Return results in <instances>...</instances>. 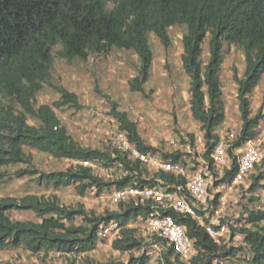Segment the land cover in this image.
Returning <instances> with one entry per match:
<instances>
[{
  "label": "trees",
  "instance_id": "trees-1",
  "mask_svg": "<svg viewBox=\"0 0 264 264\" xmlns=\"http://www.w3.org/2000/svg\"><path fill=\"white\" fill-rule=\"evenodd\" d=\"M176 25L187 27L182 40V64L191 80V114L201 124L207 141L206 159L210 160L220 140L216 130L226 120L221 82L226 43L241 47L246 58L242 78L233 69L242 120L235 146L256 140L264 115L262 109L253 115L251 95L264 76V0H0V185L13 177L7 167L23 165L24 168L14 173L16 178L35 177L40 186L54 190L75 187L80 197L89 191L101 195L105 190L124 189L134 181L140 187L152 186L154 179H142L149 173L138 162L118 151L82 147L68 133L56 110L65 107L81 110L83 106L76 94L50 83L53 49L60 46L58 56L68 62L86 61L91 54H105L113 49L132 51L139 57L140 67L130 81V89L147 95L145 86L153 66L149 37L155 35L168 48L172 43L169 30ZM207 39L209 57L203 62ZM45 86L61 96L53 105H37V95ZM102 96L109 101L119 130L126 132L141 152L156 154L155 149L144 143L136 123L119 111L109 96ZM29 118L37 120L38 125H31ZM27 149L57 160L94 161L101 167L118 163L128 174L106 181L82 165L43 172L34 166ZM165 157L180 161L183 154L177 152ZM236 171L234 162L227 176L232 178ZM263 174L255 177L257 183L250 192L258 190ZM157 177L169 185L185 183L184 179L169 174L161 173L154 178ZM13 211L32 212L41 221H14L8 216ZM151 212V202L124 203L118 210L95 216L89 215L83 206L72 208L62 204L56 195L2 197L0 252L11 248L33 254L51 251L87 254L98 245L99 228L116 222L122 229L120 237L112 241V248L120 253H132L143 249L144 239L138 236V229ZM247 213L244 220L250 226L238 229L244 247L228 250L225 245L215 243L192 217L172 210L165 214L184 226L195 240L198 254L190 264H213V259L221 253L229 258L238 257V264H264V211ZM78 217L83 219V224H76ZM245 248L249 254L243 253ZM149 259L146 253L132 256L128 264H148ZM162 262L184 264L173 247L163 253Z\"/></svg>",
  "mask_w": 264,
  "mask_h": 264
},
{
  "label": "rangeland",
  "instance_id": "rangeland-1",
  "mask_svg": "<svg viewBox=\"0 0 264 264\" xmlns=\"http://www.w3.org/2000/svg\"><path fill=\"white\" fill-rule=\"evenodd\" d=\"M186 32V26L172 27L169 30L172 43L168 48L164 47L155 35H150L153 66L150 80L145 86L147 95L130 89V81L137 75L140 67L139 57L134 52L113 49L105 54H91L86 61L68 62L58 56L61 47H55L50 83L54 86H62L76 94L83 106L81 110L70 107L56 110L72 138L85 148L111 150V140L119 130V124L112 117L111 105L102 96L104 94L118 105L119 111L125 112L128 118L136 123L147 146L164 155L176 153L179 149L190 166L197 165L198 161L191 159L187 147L190 145L193 151L195 137L204 133L201 124L195 121L191 114V80L184 72L182 64L184 53L182 40ZM208 41L207 39L203 46V62H206L209 57ZM223 57L221 82L226 120L216 132L219 135V141H229L236 148L242 120L237 98V84L233 80V69L236 68L238 76L242 78L246 69V58L241 47L228 43L224 45ZM1 97L0 94V100ZM60 97V94L52 87L45 86L37 95V105H53ZM251 103L253 115H256L260 109L264 115V76L251 95ZM29 123L38 125V121L33 118H29ZM261 126L259 135L264 133V119ZM171 142L176 143V148ZM26 152L33 156L34 166L43 172L62 171L77 166L70 160H57L35 150L27 149ZM24 167L23 165L7 167L13 177L0 185V198L20 199L26 195L47 197L56 195L62 204L72 208L83 206L89 215L101 216L107 211L118 210V207L111 203L113 189L105 190L101 195H97L95 191H89L85 197H80L75 187L54 190L40 186L35 177L16 178L14 173ZM95 173L106 181L124 177L123 169L115 166L100 167ZM263 173L264 164H261L249 175L246 181L247 188L241 186V191H245L241 193L238 202L230 204L232 211H229L223 219L230 224L231 228V235L227 238V244H224L226 250L244 247L243 236L238 229L245 221L246 212L263 203L262 197L261 201L257 198L250 200L252 196L248 195L251 186L257 183L255 177ZM147 176L148 174H144L142 179ZM258 189L264 190V176L259 181ZM8 216L14 221H41L32 212L13 211L8 213ZM76 224H83V219L78 217ZM262 225L264 227V223ZM145 234L142 227L138 229L140 238L144 239ZM162 245L166 247L163 241ZM143 250L144 248L132 253H120L112 248L111 240L104 241L91 252L80 255L57 251L33 254L25 249L8 248L0 252V264H128L132 256L144 255L146 252ZM163 253L151 248L149 254H146L150 257L148 264L163 263ZM243 253L249 254L248 249L245 248ZM223 255L221 253L218 257L224 259L226 264H238V257L229 258Z\"/></svg>",
  "mask_w": 264,
  "mask_h": 264
},
{
  "label": "built area",
  "instance_id": "built-area-1",
  "mask_svg": "<svg viewBox=\"0 0 264 264\" xmlns=\"http://www.w3.org/2000/svg\"><path fill=\"white\" fill-rule=\"evenodd\" d=\"M171 144L176 148L175 142ZM206 144L205 136L201 134L194 139L193 151L190 145L187 147L191 159L198 161L197 165L190 166L184 157L180 161H175L171 157H165L163 153L141 152L129 140L126 132L118 130L112 138V151L125 154L129 160L138 162L141 167L147 169L149 174L144 180L154 179L152 186L140 187L139 183L134 181L124 189L113 190L111 194V203L118 208L128 202L152 203V212L141 224L146 232L143 245L146 254H149L151 248L166 252L169 247H173L175 254L184 264H190L197 256L195 240L188 235L184 226L165 214L170 210L192 217L215 243L227 244L231 228L223 219L229 212L231 195L237 192L249 175L264 162L263 141L251 140L236 148L229 141H219L211 152L210 160L205 157ZM72 162L94 171L101 167L94 161ZM234 162L237 163V171L232 178H229L227 173L232 169ZM114 166L122 167L118 163ZM161 173L184 179L185 183L169 185L161 177L154 178ZM123 174L125 176L128 171L123 169ZM251 211H264V203ZM247 216L246 212L244 218ZM241 226H250V224L244 221ZM121 229L116 222L102 225L98 230V244L119 238ZM162 241L165 242L166 247L162 245ZM212 262L226 264L225 260L218 256Z\"/></svg>",
  "mask_w": 264,
  "mask_h": 264
},
{
  "label": "crops",
  "instance_id": "crops-1",
  "mask_svg": "<svg viewBox=\"0 0 264 264\" xmlns=\"http://www.w3.org/2000/svg\"><path fill=\"white\" fill-rule=\"evenodd\" d=\"M261 128H262V126L260 125L258 131H260ZM258 138H261V139H258ZM258 138H257L258 141H263V143H264V133L262 135H258ZM246 183L247 182H245L244 185H242V186H245V188H247L246 187ZM243 191H245V190H243ZM243 191H241V187H240L237 192L233 193L231 195V203H233V204L237 203L238 202V198L241 197V193ZM248 195L252 196L250 200H252V198H257V200L259 199L261 201V197H262V200H263V203H264V190L263 189H258L255 192H248ZM229 211H232V210L229 209Z\"/></svg>",
  "mask_w": 264,
  "mask_h": 264
}]
</instances>
